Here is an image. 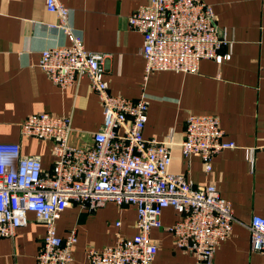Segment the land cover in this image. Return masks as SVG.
Segmentation results:
<instances>
[{"label": "crops", "instance_id": "1", "mask_svg": "<svg viewBox=\"0 0 264 264\" xmlns=\"http://www.w3.org/2000/svg\"><path fill=\"white\" fill-rule=\"evenodd\" d=\"M211 6L228 45L221 48L231 58L218 65L203 60L195 74L154 72L146 79L141 56L142 35L129 28L128 17L148 0H59L70 10V25L84 48L106 55L105 80L109 93L148 101L143 138L167 142L171 151L169 172L185 175L195 186L215 185L230 203L235 222L229 237L218 246L212 264H264V255L250 249L249 221L264 218V0H201ZM56 22L36 0H0V143H15L24 156H38L44 171L53 164L51 142L25 137L20 125L32 114L68 117L70 143L84 147L101 129L103 112L97 95L84 78L77 86L60 89L38 67L41 52L68 46L66 37L43 25ZM189 113L217 115L223 140L236 148L224 150L205 173L201 160L181 155L180 145ZM252 151V165L245 152ZM179 215L162 212L161 229L151 240L157 254L151 264H195L190 254L176 246L171 232ZM136 209L107 203L93 213L72 206L56 222L57 235L71 229L77 242L70 264H87L88 247L101 250L118 237L136 234ZM119 222L120 227L115 223ZM45 226L32 213L27 225L12 238H0V264H34Z\"/></svg>", "mask_w": 264, "mask_h": 264}, {"label": "built area", "instance_id": "2", "mask_svg": "<svg viewBox=\"0 0 264 264\" xmlns=\"http://www.w3.org/2000/svg\"><path fill=\"white\" fill-rule=\"evenodd\" d=\"M36 1L56 17V22L43 26L62 33L69 43L42 51L39 69L62 90L86 78L98 97L103 123L92 143L79 147L70 143L68 117L29 115L20 134L51 142L50 171L43 170L40 157L22 155L18 144L0 143V238L14 237L32 213L45 226L34 264H70L77 233L71 229L65 238L57 235L56 222L64 210L76 206L93 213L107 203L133 206L136 234L119 236L114 245L101 250L88 247L85 258L87 264H151L157 245L150 233L162 228V212L171 208L179 219L166 230L173 234L175 246L192 255L195 264H212L235 222L230 203L215 185L195 186L185 175L168 171L171 135L167 142L143 138L148 111L144 93L135 101L110 94L106 55L84 48L70 25V10L59 0ZM128 25L143 38L145 79L154 72L195 74L203 60L220 65L231 58L230 50L221 53L228 45L225 31L211 6L201 0H148L128 17ZM223 136L217 115L189 113L181 155L185 161L198 157L209 173L217 154L236 148ZM245 156L252 165V151L246 150ZM248 230L251 251L264 255V218L252 216Z\"/></svg>", "mask_w": 264, "mask_h": 264}]
</instances>
